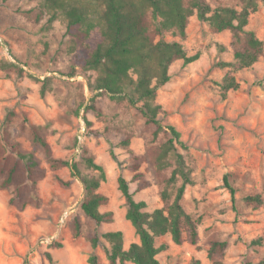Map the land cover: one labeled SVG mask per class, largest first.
<instances>
[{"label": "rangeland", "instance_id": "obj_1", "mask_svg": "<svg viewBox=\"0 0 264 264\" xmlns=\"http://www.w3.org/2000/svg\"><path fill=\"white\" fill-rule=\"evenodd\" d=\"M40 1L0 0V133L6 128L10 141L22 152L31 153L43 173L35 185L37 206L20 208L10 204L12 188L0 186V264H88L91 255L97 257V264H109L105 254L109 244L100 239L92 249L89 236L120 231L124 249L138 242L134 229L125 219V202L117 188L120 169L110 152L122 167L134 162V156L138 158L137 172L148 183L146 188L136 190L138 180H132L134 173L124 168L121 172L129 182L133 199L145 202L146 212L163 206L159 193L170 168L158 171L151 166L149 148L153 127L145 125L127 101L111 100L100 91L90 92L88 83H93L98 73L88 69L84 61L103 42L97 14L89 12L87 20L94 28L79 45L66 35L65 17L59 16L50 24L45 14L37 19ZM206 1L211 8L240 9V0ZM94 8L100 12L103 7ZM246 29L262 41L263 51L251 67L242 70H234L231 33L215 32L209 23L198 21L195 13L188 18L183 38L171 30L164 34V41L181 44L187 56H199L187 65L181 60L170 65V79L157 88L155 102L167 113L158 115L160 123L173 126L187 147L186 151L178 148L191 169L192 179L184 191L183 208L202 220L195 244L189 241L185 231L179 246L172 243L169 235L155 240V246L168 245L157 255L159 264L195 261L257 264L264 259V203L254 207L244 202L249 196H259L264 201V5L261 2H257V11L249 16ZM222 63L229 66H219ZM129 75L136 78L132 70ZM226 75L234 77L239 88L223 94L216 84ZM46 78L47 90L41 94V81ZM94 94H98L95 107L100 113H84ZM84 117L91 123L90 128L86 127ZM31 126L39 128L50 155L74 162L82 177L98 175L82 162V150L103 168L105 181L98 192L108 198V203L99 211L110 212L111 222L96 226L79 213L84 195L80 178L72 177L67 167L50 168L41 149L29 138L27 130ZM127 137L129 145L119 146ZM224 177L235 190V209L224 186ZM75 214L82 222L77 237H73L70 228ZM256 239H261L262 244H251ZM213 242H225L226 247L209 258ZM53 243L61 247L51 248Z\"/></svg>", "mask_w": 264, "mask_h": 264}, {"label": "trees", "instance_id": "obj_2", "mask_svg": "<svg viewBox=\"0 0 264 264\" xmlns=\"http://www.w3.org/2000/svg\"><path fill=\"white\" fill-rule=\"evenodd\" d=\"M6 2L7 0H1ZM257 2L264 5V0H240V9L229 6L211 8L206 0H41L40 10L35 15L40 19L44 14L47 23L57 17L66 19V35L73 43L83 44L89 32L94 28L88 22L89 12L97 14L102 29L103 42L96 45L87 55L85 65L88 69L98 73L93 83L89 82L90 92L105 93L111 100L127 101L135 112L144 120V124L152 126L150 164L158 171L170 168L169 174L163 179V187L159 196L163 202L161 208L146 212L143 201H135L129 190V182L122 175V169L134 173L132 180L137 181V189L142 190L148 183L141 180L138 158L133 157L126 167L116 159L111 151V158L120 169L117 177V188L125 202V219L134 229L138 242L130 243L123 248V235L120 231L106 232L89 236L92 249H95L100 239L109 244L106 259L109 264H159L157 255L168 248L167 244L155 246V240L169 235L174 245L179 246L185 231L192 244L198 240L197 227L201 223V216L193 217L185 211L182 205L184 191L192 184L191 169L186 163L184 154L178 148L186 151L187 147L180 140L177 130L171 125H162L158 115H166V111L155 102L157 88L165 85L170 77V65L181 60L184 65L198 59V54L187 56L181 44L164 41V34L172 31L179 37L185 36L188 18L195 13L198 21L207 22L215 32L229 31L232 38L234 70L251 67L262 54L263 47L255 33L247 30L249 16L257 11ZM93 5V7H91ZM97 6H102L98 12ZM90 10V11H89ZM157 39V40H156ZM219 66H229L226 63ZM12 67L15 68L14 65ZM134 71L136 78L129 75ZM41 94H44L48 79L41 81ZM223 94L238 90L239 84L234 77L226 75L216 84ZM98 93V94H99ZM94 94L86 106L84 113H100L95 107ZM87 128L91 123L84 117ZM22 130H26L22 127ZM29 138L39 147L52 170L67 167L72 177H79L84 195L78 211L96 226L112 221L110 212L101 213L99 208L108 203V198L99 193L100 184L105 181L103 168L82 150L81 160L85 166L97 172L94 177H82L77 165L66 160L56 159L50 155L48 144L42 137L38 127L31 126L28 130ZM99 134V131H93ZM161 136L163 140H161ZM129 137L121 140L118 145L127 147ZM43 177L38 163L31 153L22 152L18 145L10 141L6 128L0 133V186L12 188L9 203L23 208L27 205L37 206L39 200L35 194L36 182ZM224 186L230 194L232 208L235 209V190L224 177ZM66 185V183L64 184ZM246 205L258 207L264 203L259 196H249L244 199ZM73 237L80 235L82 222L75 214L70 221ZM253 245H261L262 240L251 241ZM51 248H60L59 243H53ZM226 247L225 242H213L208 256L220 252ZM51 261L50 255L46 254ZM88 264H97V257L91 255ZM193 264H198L195 261ZM243 264H252L250 261ZM257 264H264V259Z\"/></svg>", "mask_w": 264, "mask_h": 264}]
</instances>
